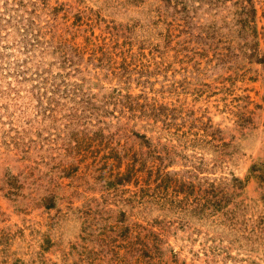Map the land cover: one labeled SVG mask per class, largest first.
<instances>
[{"label": "rangeland", "instance_id": "rangeland-1", "mask_svg": "<svg viewBox=\"0 0 264 264\" xmlns=\"http://www.w3.org/2000/svg\"><path fill=\"white\" fill-rule=\"evenodd\" d=\"M0 264H264V0H0Z\"/></svg>", "mask_w": 264, "mask_h": 264}]
</instances>
